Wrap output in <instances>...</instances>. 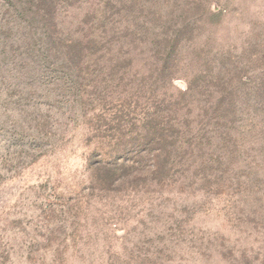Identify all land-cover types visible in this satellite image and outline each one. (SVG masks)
Instances as JSON below:
<instances>
[{
	"label": "rangeland",
	"instance_id": "obj_1",
	"mask_svg": "<svg viewBox=\"0 0 264 264\" xmlns=\"http://www.w3.org/2000/svg\"><path fill=\"white\" fill-rule=\"evenodd\" d=\"M152 108L168 186L100 192ZM0 264H264V0H0Z\"/></svg>",
	"mask_w": 264,
	"mask_h": 264
},
{
	"label": "trees",
	"instance_id": "obj_2",
	"mask_svg": "<svg viewBox=\"0 0 264 264\" xmlns=\"http://www.w3.org/2000/svg\"><path fill=\"white\" fill-rule=\"evenodd\" d=\"M35 2V0H33ZM37 1V0H36ZM39 1V0H38ZM101 40L100 38L91 39V43H99ZM88 44V43H87ZM88 51V50H87ZM88 54V52H87ZM85 54V56H87ZM66 57H68V54H66ZM91 66V65H90ZM85 68V72H90L89 67ZM92 77H94V80L96 82L95 87H99L98 83L99 78L97 75H95V72L90 73ZM59 80L62 82V84L69 83L68 75L59 77ZM70 83H74L76 85V81L73 79ZM101 84V83H100ZM75 87H71V90H74ZM71 90L70 93L72 92ZM131 99V98H129ZM130 101V100H128ZM121 113H124L122 110ZM143 117L140 119L134 118L132 121V126L135 128H138L137 131L134 133H131L133 135H130L129 139H148L144 142L143 151H147L146 156L149 157V161L151 162V166L148 167L147 174L142 176V173L134 170V166L140 161V153L136 154L135 151H129L126 148V145L122 143V145H119L116 143L113 148L116 150L115 155H108L109 157L101 158L99 162H97V165H94L95 168H90L91 177H90V183L93 184L94 177L98 178L100 184L103 186L99 189L100 192H112L117 187H121L124 184H133L136 183L137 185L140 184V182L144 179H149L152 184L159 183L157 186L162 187V185H167L168 183L165 180H161V178L167 177V175L170 173V166L168 163L170 156L172 153L178 152V150L184 149V144L179 145H171L170 141L165 134V128L164 125L155 123V109L152 108L150 111L142 112ZM111 114L108 115L106 118L98 115V118L102 120V118H105L103 122H107L108 124H116L117 121H121L120 114ZM136 116V115H135ZM141 124V126H139ZM151 144L156 146H161V150H155ZM171 145V146H170ZM170 146V147H168ZM186 146H188L186 144ZM123 147V148H122ZM125 147V148H124ZM122 148V150H121ZM171 148V149H170ZM141 151V150H140ZM111 154V153H110ZM107 156V155H106ZM167 180V179H166Z\"/></svg>",
	"mask_w": 264,
	"mask_h": 264
}]
</instances>
